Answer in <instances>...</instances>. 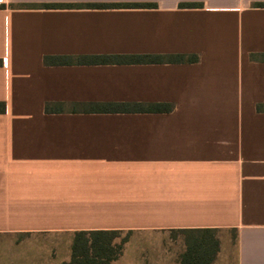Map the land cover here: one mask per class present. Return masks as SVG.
<instances>
[{"label": "crops", "instance_id": "1", "mask_svg": "<svg viewBox=\"0 0 264 264\" xmlns=\"http://www.w3.org/2000/svg\"><path fill=\"white\" fill-rule=\"evenodd\" d=\"M257 3L0 0V237L32 248L41 238L39 249L0 252V264H44L36 253L64 264L68 250L51 257L50 247L95 230L139 232L158 247L147 264H178L184 249L169 262L151 237L185 229L216 231L211 264H264ZM101 55L163 60L43 63ZM176 55L185 60H169ZM46 103L62 110L45 112ZM100 103L172 110H89Z\"/></svg>", "mask_w": 264, "mask_h": 264}, {"label": "trees", "instance_id": "2", "mask_svg": "<svg viewBox=\"0 0 264 264\" xmlns=\"http://www.w3.org/2000/svg\"><path fill=\"white\" fill-rule=\"evenodd\" d=\"M90 6H107L106 4H89ZM138 5V4H135ZM184 5V4H182ZM186 6H196L197 4L190 3ZM46 7L62 6L46 4ZM70 6V5H64ZM257 7H264V3L255 4ZM185 56H171L169 60L181 62ZM264 60V54L260 55ZM162 56H119V55H101V56H63L54 57L46 56L43 59L45 64H88V63H101L106 64L110 62H161ZM198 58L191 56L187 58L189 62H196ZM264 107L257 105V110ZM61 104H48L44 105L45 112H60ZM89 110L98 112H131L139 110L148 111H165L172 110V105L169 103H154L146 107L139 103H100L89 105ZM5 111V104L0 102V113ZM182 235L185 249L179 255L178 264H211L218 252V239L214 229H185L179 230ZM117 230H95V231H77L74 233L70 247V257L64 264H110L115 261L122 254V244L118 246L112 245V239L119 234ZM126 240L124 239L122 243Z\"/></svg>", "mask_w": 264, "mask_h": 264}, {"label": "rangeland", "instance_id": "3", "mask_svg": "<svg viewBox=\"0 0 264 264\" xmlns=\"http://www.w3.org/2000/svg\"><path fill=\"white\" fill-rule=\"evenodd\" d=\"M158 237V242L160 241L163 243L162 247L165 250L164 255L165 258L171 262L175 260L176 255L184 248V242L182 235L176 232H170L169 234L167 233L166 235H159V236H152L151 240L153 243L156 241V238ZM150 238V237H149ZM32 239L31 241L36 243L35 248L39 249L41 246L40 240L41 238H30ZM126 240L124 243H122L123 240ZM25 240V239H24ZM21 241L23 239H20V237L17 236H12V237H0V252H7L11 249H15L16 251H22L21 249L24 248L23 251L27 250L28 248H32L31 245L28 246H23ZM150 240H147L145 236H143L139 232L131 231V232H126V231H121L119 234L116 235L115 238L112 239V245L113 246H118L122 244L123 251L122 255L119 257L120 261L119 262H114L113 261L110 264H147V259L146 254L149 253H155L156 249L158 248L155 245L147 246L146 243H148ZM5 243H9V245H3ZM70 246L65 247V246H51V257H54L56 254L59 255L60 257H63V252L68 250V255L70 257ZM34 251V250H33ZM41 254L36 253L37 256V261L39 263H44L46 264L47 262L43 260L41 257H39ZM46 257V256H44ZM49 258V257H48ZM122 258V259H121ZM179 259V257H178Z\"/></svg>", "mask_w": 264, "mask_h": 264}]
</instances>
